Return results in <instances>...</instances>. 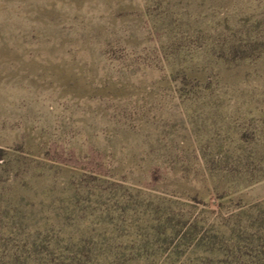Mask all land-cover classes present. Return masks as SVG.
Returning a JSON list of instances; mask_svg holds the SVG:
<instances>
[{
	"label": "rangeland",
	"instance_id": "1",
	"mask_svg": "<svg viewBox=\"0 0 264 264\" xmlns=\"http://www.w3.org/2000/svg\"><path fill=\"white\" fill-rule=\"evenodd\" d=\"M0 264H264V0H0Z\"/></svg>",
	"mask_w": 264,
	"mask_h": 264
},
{
	"label": "trees",
	"instance_id": "2",
	"mask_svg": "<svg viewBox=\"0 0 264 264\" xmlns=\"http://www.w3.org/2000/svg\"><path fill=\"white\" fill-rule=\"evenodd\" d=\"M2 154H3V153H2V151L0 150V160H1V157H2L1 155H2Z\"/></svg>",
	"mask_w": 264,
	"mask_h": 264
}]
</instances>
